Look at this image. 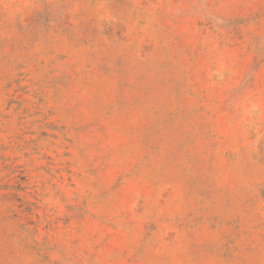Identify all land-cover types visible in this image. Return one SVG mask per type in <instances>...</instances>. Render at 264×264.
Segmentation results:
<instances>
[{"label":"rangeland","instance_id":"374dc122","mask_svg":"<svg viewBox=\"0 0 264 264\" xmlns=\"http://www.w3.org/2000/svg\"><path fill=\"white\" fill-rule=\"evenodd\" d=\"M0 264H264V0H0Z\"/></svg>","mask_w":264,"mask_h":264}]
</instances>
